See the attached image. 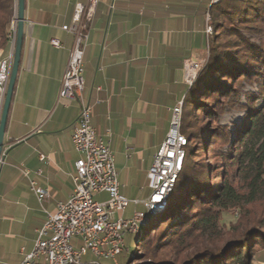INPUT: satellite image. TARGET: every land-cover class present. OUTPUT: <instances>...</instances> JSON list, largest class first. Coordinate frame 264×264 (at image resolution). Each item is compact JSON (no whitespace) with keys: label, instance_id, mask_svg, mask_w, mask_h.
I'll list each match as a JSON object with an SVG mask.
<instances>
[{"label":"crops","instance_id":"0c3cea01","mask_svg":"<svg viewBox=\"0 0 264 264\" xmlns=\"http://www.w3.org/2000/svg\"><path fill=\"white\" fill-rule=\"evenodd\" d=\"M86 1L25 0L0 161V264L23 262L46 212L74 188L79 154L71 132L79 101H58V91L76 34L87 36L83 96L93 103L91 123L112 149L120 192L138 201L130 202L129 216L143 209L147 171L170 128L172 108L186 94L185 64L206 53L212 0H100L90 20L73 23L74 4ZM53 38L60 47L50 44ZM12 50L11 42L0 59ZM31 181L46 191L42 200Z\"/></svg>","mask_w":264,"mask_h":264},{"label":"trees","instance_id":"16d2710c","mask_svg":"<svg viewBox=\"0 0 264 264\" xmlns=\"http://www.w3.org/2000/svg\"><path fill=\"white\" fill-rule=\"evenodd\" d=\"M206 15V61L182 99V168L124 264H255L264 254V0H212ZM14 18L15 0H0V50ZM226 110L238 121L222 123ZM230 209L238 216L226 225Z\"/></svg>","mask_w":264,"mask_h":264},{"label":"built area","instance_id":"2783aa9c","mask_svg":"<svg viewBox=\"0 0 264 264\" xmlns=\"http://www.w3.org/2000/svg\"><path fill=\"white\" fill-rule=\"evenodd\" d=\"M100 0L75 3L72 22L78 23L82 17L90 20ZM67 29V25L62 26ZM15 27L11 42L14 43ZM87 36L76 34L69 52L67 65L58 91V101L78 100L79 113L72 125L71 140L79 157L74 162L72 179L74 188L69 198L60 201L55 208L46 212L42 224L35 230L33 249L26 254L21 264H98L111 261L120 264L117 256L126 251V238L141 220V213L134 211L129 217L123 212L132 201L120 192L113 152L109 143L96 132L91 123L93 103L83 96V53ZM50 44L60 47L59 40L53 38ZM12 53L0 59V94H4L11 69ZM187 60V74L192 66ZM172 108L170 128L165 139L153 155L147 171V186L158 191L174 173L179 158L178 136L180 125L174 124ZM43 158V156H41ZM24 174L26 170L23 169ZM39 200L46 191L30 182ZM105 194V199L97 195ZM120 213L118 217L116 213Z\"/></svg>","mask_w":264,"mask_h":264},{"label":"water","instance_id":"95a60500","mask_svg":"<svg viewBox=\"0 0 264 264\" xmlns=\"http://www.w3.org/2000/svg\"><path fill=\"white\" fill-rule=\"evenodd\" d=\"M24 5L25 0H16L15 2V39L13 43L12 50V62L11 69L9 73V78L6 86V90L4 92L3 103L0 111V161L3 154L4 149V135H5V127L6 120L8 116V111L11 103V98L15 86V81L18 73L20 58H21V48L23 42V26L25 22L24 18ZM208 28L210 30L208 31ZM206 32L209 34L211 32V26L207 24ZM207 56V48L204 57H190L189 60L193 63L188 74H187V84L190 85L196 78L197 73L202 68L206 61ZM182 134V133H181ZM185 136V135H184ZM185 153V151H184ZM177 173L175 168V173L169 174L165 183H163L158 191H153L148 188V194L142 200L143 209L138 211L141 213V220L138 224V228L136 232H139L142 226L147 222L150 215L155 212L160 211L166 204L168 196L174 186L175 181L174 175ZM179 174V173H178ZM174 182V183H173ZM159 197V199H157ZM134 236V235H131Z\"/></svg>","mask_w":264,"mask_h":264},{"label":"rangeland","instance_id":"374dc122","mask_svg":"<svg viewBox=\"0 0 264 264\" xmlns=\"http://www.w3.org/2000/svg\"><path fill=\"white\" fill-rule=\"evenodd\" d=\"M214 1H216V0H214ZM15 19V18H14ZM14 21V23H15V20H13ZM208 21H209V16H207V18H206V22H207V24H208ZM15 25H16V23L14 24V26L13 27H15ZM13 27H12V29H13ZM210 30V28H208V31ZM179 104V106L181 107L182 106V101H181V103L179 102L178 103ZM180 111H181V108H180ZM240 112L239 111H235V110H226V112L224 113V115L221 117V122L222 123H225V124H230V123H235V122H237L238 121V119L240 118ZM181 115V112L179 113V116ZM179 119H180V117H179ZM179 125H180V121H179ZM183 135V134H182ZM184 136V135H183ZM185 137V136H184ZM185 139H186V137H185ZM186 143H187V139H186V141H185V144H184V146L186 145ZM183 158H184V155H183ZM182 162H183V160H182ZM105 197L106 196H97V199H99V200H103V199H105ZM129 198V197H128ZM130 199V198H129ZM260 207H256L255 206V208H254V211H260V209H259ZM133 211V204L132 203H129V205L126 207V210H125V216H129V214L131 213ZM119 214L120 213H116L115 214V216L116 217H118L119 216ZM238 216V214H237V211L235 210V209H230V210H228V211H225L224 212V214H223V217H222V221L226 224V225H228L230 222H233V221H235V219H236V217ZM138 232H132L129 236H127V238H126V248H127V250L125 251H123L120 255H118L117 256V259H118V261L120 262V264L122 263V264H124V261L126 260V256L128 255L127 253H129L130 252V249H131V247L134 249V248H137V246H136V243L133 241V236H131V235H136ZM135 251V250H134ZM262 255H264V254H259L258 255V259H257V261H256V263L255 264H262V263H259V261H260V259H262L263 258V256ZM99 264H112V262L111 261H101V263H99Z\"/></svg>","mask_w":264,"mask_h":264},{"label":"bare ground","instance_id":"6f19581e","mask_svg":"<svg viewBox=\"0 0 264 264\" xmlns=\"http://www.w3.org/2000/svg\"><path fill=\"white\" fill-rule=\"evenodd\" d=\"M14 21H12V27L14 26ZM11 38H12V35H11ZM181 103V102H180ZM180 106H179V104H177L175 107H174V111H175V115H174V124L175 125H179V121H180V119H179V113L181 112L180 111ZM185 141H186V139H185V137L182 135V134H180L179 136H178V146H179V158H178V161H177V165H175V168H176V171H177V173L174 175V180L173 181H175L176 180V178H177V176H178V173L180 172V170H181V168H182V160H183V155H184V144H185ZM174 173H175V169H174ZM173 173V174H174ZM174 183V182H173ZM137 228L138 227H135L133 230H132V232H135V231H137ZM99 264V263H98Z\"/></svg>","mask_w":264,"mask_h":264},{"label":"snow or ice","instance_id":"6c2138e0","mask_svg":"<svg viewBox=\"0 0 264 264\" xmlns=\"http://www.w3.org/2000/svg\"><path fill=\"white\" fill-rule=\"evenodd\" d=\"M157 199H159V197H157Z\"/></svg>","mask_w":264,"mask_h":264}]
</instances>
